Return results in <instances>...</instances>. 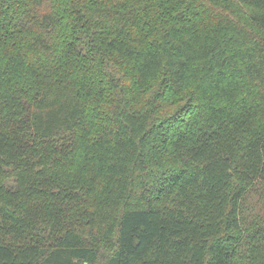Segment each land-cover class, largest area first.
<instances>
[{
  "label": "trees",
  "instance_id": "16d2710c",
  "mask_svg": "<svg viewBox=\"0 0 264 264\" xmlns=\"http://www.w3.org/2000/svg\"><path fill=\"white\" fill-rule=\"evenodd\" d=\"M0 264H264V0H0Z\"/></svg>",
  "mask_w": 264,
  "mask_h": 264
}]
</instances>
